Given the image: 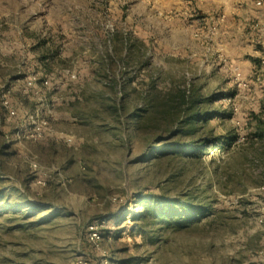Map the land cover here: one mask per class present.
I'll list each match as a JSON object with an SVG mask.
<instances>
[{
	"label": "rangeland",
	"instance_id": "rangeland-1",
	"mask_svg": "<svg viewBox=\"0 0 264 264\" xmlns=\"http://www.w3.org/2000/svg\"><path fill=\"white\" fill-rule=\"evenodd\" d=\"M148 80L215 112L199 163L129 123ZM190 192L210 216L142 228ZM263 216L264 0H0V264H264Z\"/></svg>",
	"mask_w": 264,
	"mask_h": 264
},
{
	"label": "trees",
	"instance_id": "trees-1",
	"mask_svg": "<svg viewBox=\"0 0 264 264\" xmlns=\"http://www.w3.org/2000/svg\"><path fill=\"white\" fill-rule=\"evenodd\" d=\"M121 61L125 63L124 60ZM122 81L120 89L123 90L125 111V103L126 101L128 103L129 97L136 89L130 87V80ZM145 85L140 95L135 98L137 106L130 115L129 123L136 131L144 130L150 125L155 134H169L170 138L175 139L183 137L191 139L190 142H164L161 146L153 144L151 148L156 152L158 159L176 166H185L188 162L199 163L201 158L199 153L206 147V142L201 140L205 135H213L207 126L215 112L209 109L198 88L175 85L163 90L152 80L145 82ZM196 195L195 192H190L183 200L179 198L167 200L163 197L142 200L146 206L138 214L139 223L143 229L154 232L165 221H172V216L177 218H174L175 226L189 223L192 219L201 220L210 216L214 211L212 205L198 203Z\"/></svg>",
	"mask_w": 264,
	"mask_h": 264
},
{
	"label": "built area",
	"instance_id": "built-area-1",
	"mask_svg": "<svg viewBox=\"0 0 264 264\" xmlns=\"http://www.w3.org/2000/svg\"><path fill=\"white\" fill-rule=\"evenodd\" d=\"M237 76L239 77L240 76V73L237 74ZM29 84H32L31 82H29ZM11 115H14V112H10ZM34 133L33 134H29L27 135V137H35V135H41L42 131H43V126L42 125H36V127L34 128ZM36 167V165H35ZM41 183V182H39ZM261 222H264V216L263 218H261ZM91 230H93V232H90L91 233V237H90V240L94 243H99V241L101 240V236L99 234V232H97V230L94 229V227L92 226L91 227Z\"/></svg>",
	"mask_w": 264,
	"mask_h": 264
}]
</instances>
